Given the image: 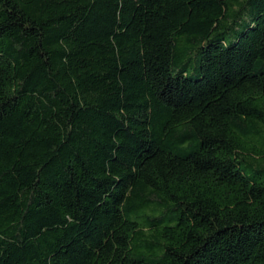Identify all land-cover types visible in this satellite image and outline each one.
I'll return each mask as SVG.
<instances>
[{
  "label": "trees",
  "instance_id": "obj_1",
  "mask_svg": "<svg viewBox=\"0 0 264 264\" xmlns=\"http://www.w3.org/2000/svg\"><path fill=\"white\" fill-rule=\"evenodd\" d=\"M0 264H264V0H0Z\"/></svg>",
  "mask_w": 264,
  "mask_h": 264
}]
</instances>
